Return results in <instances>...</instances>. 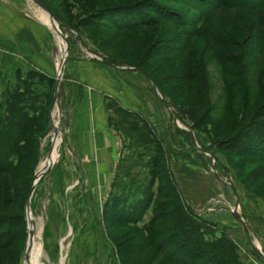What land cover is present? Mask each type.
Instances as JSON below:
<instances>
[{
  "label": "rangeland",
  "instance_id": "374dc122",
  "mask_svg": "<svg viewBox=\"0 0 264 264\" xmlns=\"http://www.w3.org/2000/svg\"><path fill=\"white\" fill-rule=\"evenodd\" d=\"M41 1L60 79L54 22L0 0V264H176L158 252L172 235L183 264L188 238L264 264V0ZM86 108L107 160L74 158Z\"/></svg>",
  "mask_w": 264,
  "mask_h": 264
},
{
  "label": "trees",
  "instance_id": "16d2710c",
  "mask_svg": "<svg viewBox=\"0 0 264 264\" xmlns=\"http://www.w3.org/2000/svg\"><path fill=\"white\" fill-rule=\"evenodd\" d=\"M262 6H264V5L260 3L259 5H254L252 7L253 8L252 11L254 12V15L257 16V20H258L257 29H256L257 30L256 31V40L251 45L253 50H256L258 47H263V45H264V9ZM137 26L138 25H133V26L130 25L127 28H136ZM121 27H125V26H121ZM185 43H188V40H186L185 37L184 38L183 37H176L169 44V48L171 47L172 49H174L173 51H176L177 49L179 50L181 48H184ZM170 51H172V50H170ZM14 98L16 100H18L17 101L18 103L21 100V96L19 94L14 96ZM6 168L7 167L2 168L0 170H3V169L6 170ZM135 209H137V207ZM141 209H143V208H141ZM119 215H121V217H122L121 213ZM140 215H142V211H141ZM140 215L138 216V218L136 217L137 221L140 218ZM173 238H174V236L172 235V238H169L168 240L167 239L163 240L158 247V252L163 254L164 257L168 258V260H171L173 263L183 264V263L177 261V259H178L177 257H174L173 255L171 256L168 254L169 250L174 246V243L172 241ZM201 245L203 248L200 247ZM182 246L187 248V250L189 249V257H190L189 259H187L189 261L187 263L184 262V264H234V263H231V260H228V258L225 254L211 252V251L208 252L207 251V245L203 244L201 240L200 241L198 240L195 243L194 240H189V238H188V240L185 243L178 242V243H176V251H179V249Z\"/></svg>",
  "mask_w": 264,
  "mask_h": 264
},
{
  "label": "crops",
  "instance_id": "0c3cea01",
  "mask_svg": "<svg viewBox=\"0 0 264 264\" xmlns=\"http://www.w3.org/2000/svg\"><path fill=\"white\" fill-rule=\"evenodd\" d=\"M85 93L87 95H85L87 97V99H91L93 100V95L88 94V92L85 90ZM93 108V107H92ZM93 116H91V113L88 111V108H86L85 110H82L80 112V115L78 116L73 115L72 119H71V128H70V136H71V140L72 143L77 145L80 144V146L83 147V145L81 144H85L86 145V150H82L81 153H79V150L81 149L79 146V149L76 150L74 149V158L76 160H81V156L83 154L87 155V159L88 157H93L92 154H94L95 152L98 153V155L100 154L102 156L103 160H107V158L105 157L106 153H111L110 150V144H109V138L106 135V131H104L102 129V127H96L95 126V115L92 114ZM81 138L82 140H80V142L78 141ZM103 141V142H102ZM107 141V142H106ZM102 143L103 147L100 148H96L94 147L95 144H100ZM90 148H89V147ZM91 150V152H90ZM110 150V151H109ZM105 153V154H104ZM80 154V156H79ZM100 156H97V164H98V160ZM93 161V160H91ZM89 162V161H88ZM88 165V164H87ZM100 165V164H98ZM103 169H105V167H103ZM42 231V229H40ZM40 238V237H39ZM37 239V243L39 245L40 248V252H42V245H40V242ZM41 239V238H40ZM43 253V252H42Z\"/></svg>",
  "mask_w": 264,
  "mask_h": 264
},
{
  "label": "water",
  "instance_id": "95a60500",
  "mask_svg": "<svg viewBox=\"0 0 264 264\" xmlns=\"http://www.w3.org/2000/svg\"><path fill=\"white\" fill-rule=\"evenodd\" d=\"M32 1H34L36 4H38L40 7H41V9L43 10V11H45L48 15H49V17L51 18V20L54 22V24L57 26L56 27V31H57V33H58V35L60 36V38H61V40L63 41V42H65V39H64V37H63V34H62V32H61V30H60V22H59V20H58V18L49 10V8L41 1V0H32ZM65 44H66V42H65ZM66 52H67V55H66V58L63 60V66H65V63H66V59H67V56H68V49H67V44H66ZM62 73V72H61ZM61 78V75L59 74V79ZM59 89H60V82H58V88H57V91H59ZM50 168V167H49ZM48 168V169H49ZM47 169V170H48ZM46 170V171H47ZM45 171V172H46ZM44 172V173H45ZM43 173V174H44ZM43 174L39 177V178H37L36 177V179H35V183H34V186H33V188H32V191H31V193H30V198H31V196H32V194H33V192H34V189H35V187L37 186V184H38V182H39V180L41 179V177L43 176ZM233 214H234V218L239 222V223H241L246 229H247V225H246V223H245V221H244V219L239 215V213L237 212V211H234L233 212Z\"/></svg>",
  "mask_w": 264,
  "mask_h": 264
},
{
  "label": "bare ground",
  "instance_id": "6f19581e",
  "mask_svg": "<svg viewBox=\"0 0 264 264\" xmlns=\"http://www.w3.org/2000/svg\"><path fill=\"white\" fill-rule=\"evenodd\" d=\"M47 14V13H46ZM48 15V14H47ZM49 16V15H48ZM49 19H51L50 17H49ZM56 26V25H55ZM57 27V26H56ZM62 41V40H61ZM63 42V41H62ZM63 44H64V46H65V54L67 55V52H66V44H65V42H63ZM63 68H64V66L62 65V67L59 69V74L60 75H62L63 74ZM62 72V73H61ZM57 104H58V101H57ZM56 109H57V112L59 111L58 110V107H56ZM53 155H55V149H54V153H53ZM47 170V168L45 169V170H43V171H41V172H38L37 173V178H39L45 171ZM30 226V225H29ZM39 254H42L41 252H39ZM39 264H41V262L39 261Z\"/></svg>",
  "mask_w": 264,
  "mask_h": 264
}]
</instances>
